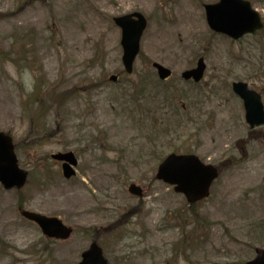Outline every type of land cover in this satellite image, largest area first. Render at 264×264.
Wrapping results in <instances>:
<instances>
[{
  "label": "rangeland",
  "instance_id": "374dc122",
  "mask_svg": "<svg viewBox=\"0 0 264 264\" xmlns=\"http://www.w3.org/2000/svg\"><path fill=\"white\" fill-rule=\"evenodd\" d=\"M245 1L264 18V0ZM218 2L0 0V133L28 173L21 190L0 185V264H80L94 242L109 264H247L264 249V125L250 127L232 88L264 104V30L215 33L204 7ZM135 12L148 26L129 76L114 19ZM201 58L204 80L185 82ZM68 152L80 160L71 181L52 157ZM171 154L221 169L207 200L191 207L156 180ZM20 207L74 235L48 239Z\"/></svg>",
  "mask_w": 264,
  "mask_h": 264
},
{
  "label": "water",
  "instance_id": "95a60500",
  "mask_svg": "<svg viewBox=\"0 0 264 264\" xmlns=\"http://www.w3.org/2000/svg\"><path fill=\"white\" fill-rule=\"evenodd\" d=\"M208 21L213 30L225 33L238 40L246 34H254L264 28L260 15L251 9L250 4L240 0H221L216 6H208ZM115 23L123 31L122 46L124 49L123 63L128 73H132L134 62L140 51V41L147 27V21L141 14H132L115 19ZM160 78L166 80L171 72L155 65ZM206 66L203 59L199 61L198 68L184 73L185 80L194 79L200 82L204 76ZM111 80L116 81L117 77ZM234 92L244 101L246 119L251 128L264 125V105L261 95L251 91L247 84H233ZM68 164L63 166L64 176L71 179L76 175L71 166L78 162L73 153L55 157ZM219 177V171L211 166L204 165L194 156L171 155L159 167L157 180L175 186V192L184 194L190 204H196L210 196V189ZM27 182V174L18 166L13 140L0 133V183L6 190L21 189ZM130 192L142 196L141 188L132 185ZM22 216L37 223L48 238L67 240L73 234V229L64 226L57 218H47L28 211H22ZM256 258L249 264H264V250H256ZM81 264H108L102 249L94 243L84 253Z\"/></svg>",
  "mask_w": 264,
  "mask_h": 264
}]
</instances>
